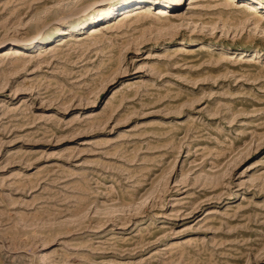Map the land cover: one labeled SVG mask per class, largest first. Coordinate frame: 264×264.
I'll return each instance as SVG.
<instances>
[{
  "label": "rangeland",
  "instance_id": "rangeland-1",
  "mask_svg": "<svg viewBox=\"0 0 264 264\" xmlns=\"http://www.w3.org/2000/svg\"><path fill=\"white\" fill-rule=\"evenodd\" d=\"M129 1L0 0V264H264V0Z\"/></svg>",
  "mask_w": 264,
  "mask_h": 264
},
{
  "label": "bare ground",
  "instance_id": "bare-ground-1",
  "mask_svg": "<svg viewBox=\"0 0 264 264\" xmlns=\"http://www.w3.org/2000/svg\"><path fill=\"white\" fill-rule=\"evenodd\" d=\"M133 1H136V0H130L128 3H127V5L129 6V5H132V3H133ZM138 2H143V1H145V0H137ZM197 0H190V2H196ZM216 2H219L220 0H215ZM234 0H223V5H224V3H226V4H230V3H232ZM131 2V3H130ZM140 2V3H141ZM219 4V3H218ZM217 4V5H218ZM122 8L124 7V5L123 6H121ZM199 6H191V8H198ZM235 7L236 8H243V9H245V10H247V11H250V10H254V11H257V7H256V5H254L252 2H249V1H246V0H240V1H237V3L235 4ZM144 9H145V6H139V7H136V8H134V9H132V10H126V11H124V12H122L121 13V15H120V18H118L119 19V21H121V20H127V19H129L130 17H132L133 15H136L137 13H140V12H142V11H144ZM115 10H118V8H112L111 10H108L107 12H109V13H113ZM165 12V10H159L158 11V13H164ZM104 16H100V15H97V16H95V18H94V20H98V19H102ZM105 23H107V24H103L102 26L103 27H109L110 25H112V24H114L115 22H112V21H108V22H105ZM76 25L75 26H77V28L78 29H80L81 28V26H82V23H80V22H78V23H75ZM118 24V23H117ZM74 25V23L73 24H71L70 25V29H72V31L74 30V29H76L75 28V26H73ZM102 26H99V28L98 27H92L90 30H89V33L90 34H92V33H95V32H98L99 31V29H100V27H102ZM77 30V29H76ZM79 33L77 32L76 33V35H78ZM72 35V36H71ZM73 35H75L74 33H72V34H70V35H65V36H63L60 40H58V41H55V45H64V44H66L69 40H72V39H75L74 37H73ZM208 49V48H207ZM128 83H130V82H128Z\"/></svg>",
  "mask_w": 264,
  "mask_h": 264
}]
</instances>
